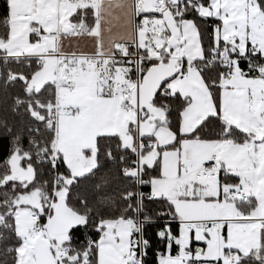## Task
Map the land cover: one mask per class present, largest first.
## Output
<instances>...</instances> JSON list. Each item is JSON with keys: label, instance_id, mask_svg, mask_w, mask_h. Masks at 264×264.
Masks as SVG:
<instances>
[{"label": "snow or ice", "instance_id": "1", "mask_svg": "<svg viewBox=\"0 0 264 264\" xmlns=\"http://www.w3.org/2000/svg\"><path fill=\"white\" fill-rule=\"evenodd\" d=\"M152 261L264 264V0H0V264Z\"/></svg>", "mask_w": 264, "mask_h": 264}, {"label": "trees", "instance_id": "2", "mask_svg": "<svg viewBox=\"0 0 264 264\" xmlns=\"http://www.w3.org/2000/svg\"><path fill=\"white\" fill-rule=\"evenodd\" d=\"M145 190H146V188H145ZM149 256H150V260H151V253L149 254ZM151 264H154V261H152Z\"/></svg>", "mask_w": 264, "mask_h": 264}, {"label": "built area", "instance_id": "3", "mask_svg": "<svg viewBox=\"0 0 264 264\" xmlns=\"http://www.w3.org/2000/svg\"><path fill=\"white\" fill-rule=\"evenodd\" d=\"M193 246L195 247V246H197V245H193ZM200 246H202V245H200Z\"/></svg>", "mask_w": 264, "mask_h": 264}, {"label": "crops", "instance_id": "4", "mask_svg": "<svg viewBox=\"0 0 264 264\" xmlns=\"http://www.w3.org/2000/svg\"><path fill=\"white\" fill-rule=\"evenodd\" d=\"M148 189L146 188V190L145 191H147Z\"/></svg>", "mask_w": 264, "mask_h": 264}]
</instances>
